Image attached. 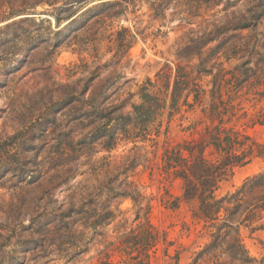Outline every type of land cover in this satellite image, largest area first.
Listing matches in <instances>:
<instances>
[{"label": "rangeland", "instance_id": "374dc122", "mask_svg": "<svg viewBox=\"0 0 264 264\" xmlns=\"http://www.w3.org/2000/svg\"><path fill=\"white\" fill-rule=\"evenodd\" d=\"M113 2L119 3L108 5ZM258 16L256 32L233 29ZM262 33L264 0H0V264H135L132 250L142 249V243L124 240L145 230L146 222L158 234L156 245L147 250L150 264H191L209 236L193 217L195 204L182 198L180 181L161 170L162 154L197 138L211 124L204 110L212 75L219 67L228 70L242 62L240 55L232 57L231 43L256 42L248 63H264ZM201 60L212 69L200 76L202 103L187 107L182 97L179 110L168 115L166 108L157 131L136 147L125 140L110 150L95 144L71 161L69 173L57 175L51 169L29 182L25 171L46 169L52 155V149L45 152L52 138H39L37 125L50 104L56 105L48 112L56 123L81 116L90 105L114 109L115 115L127 113L140 101L139 90L147 80L169 75L172 83L177 66L193 70L194 76ZM253 83L250 78L242 86L234 101L240 110L227 126L264 143V124L253 122L264 111V97L258 94L262 87H251ZM82 118L85 126L72 128L75 139L102 121ZM26 129L32 130V147L21 143L16 154L8 138ZM127 159L134 167L124 173ZM263 170L264 158L254 157L235 167L218 193L235 191ZM125 189L137 192L138 201L121 195ZM110 193L115 197L110 199ZM95 194L100 197L86 207H110L113 219L96 230L84 229L80 222L73 232L59 228L54 212ZM261 215L252 226L240 227L252 264H264V210ZM65 232L72 236L63 238ZM85 237L84 252L76 253ZM219 260L236 264L226 255Z\"/></svg>", "mask_w": 264, "mask_h": 264}, {"label": "trees", "instance_id": "16d2710c", "mask_svg": "<svg viewBox=\"0 0 264 264\" xmlns=\"http://www.w3.org/2000/svg\"><path fill=\"white\" fill-rule=\"evenodd\" d=\"M114 3L119 2L108 3V5H114ZM155 10L158 11L156 8ZM260 19L261 16L249 18L233 29L243 30L251 27V31L256 32ZM220 30L221 28H218L216 33ZM230 46L233 52L232 57L240 55L242 62L228 70L219 67L212 75L208 105L204 110L211 124H208L197 138L184 140L168 147L162 154L161 170L167 177L172 176L173 179L180 181L182 198L195 204L193 217L202 222V227L209 236L208 242L196 253L191 264H221L219 260L221 255H226L236 264H252L253 258L250 257L240 238V227H249L258 222L264 210V170L249 178L235 191L223 195L218 193L222 183L232 174L235 167L247 164L254 157L264 158L263 142L234 126H227V122L237 114L236 111L240 110L238 108L240 103L235 104L234 101L238 98V93L246 81L254 78L251 87H262L258 94L260 98L264 97V63L253 65L248 63L253 58L252 54L255 53L253 51L256 48V42L254 44L250 40H244V42L231 43ZM218 48L220 44L213 49ZM256 53L263 55L258 51ZM192 71L183 66H177L172 83L169 81V75H158L155 82L147 80L139 90L140 101L132 103L131 110L127 113L115 115L114 109L107 110L90 105L81 116L71 121L67 118L56 123L55 115L50 116L48 113L56 105L50 104L49 108L38 116L37 125L40 126L38 129L41 131L39 138H52V143L45 150L48 153L52 149V155H48L46 169L25 171V175L29 176V182L39 181L41 175L51 169H54L57 175L69 173L71 161L85 154L86 150H90L95 144L110 150L118 140H125L133 142V147H136L138 140L144 141L153 131H157L161 124L160 117L166 108L169 109L168 115L179 110L182 97V105L187 107L202 103L205 91L199 83L200 76L211 73L212 69H207L201 60L195 68L196 75L193 76ZM226 75L229 77L226 78ZM156 86H158L156 90L151 89ZM190 95L192 100L188 101ZM224 95L227 98H224ZM242 115L245 116L246 112ZM226 116L228 118L225 120ZM82 117L89 118L90 122L95 117L102 121L100 125L75 139L72 128L78 124L85 126L82 123ZM253 122L264 124V111H259ZM8 139L11 140L10 145L13 146L15 153L18 154L22 149L21 143H27L29 147H32L34 136L31 129H26ZM18 166L15 163L17 171L20 169ZM133 167L134 161L127 159L122 163V172L131 171ZM70 176L68 175V178ZM64 180L60 181L61 184ZM121 195H128L135 202L138 201L137 192L131 193L125 189ZM99 197L100 194H95V198L83 204L73 207L71 203L66 208L54 212L53 216L57 219L59 228H63L66 232H73V226L80 222L84 229L96 230L113 219L115 214L110 207L92 210L86 207L88 206L86 203H92ZM108 197L111 199L115 195L110 193ZM144 226L145 230L128 235L124 240L125 242L133 240L135 244L138 241L142 243V249L134 247L132 250L136 252V255L131 257L135 260V264H150V255L147 250L154 247L158 240V234L153 231L152 226L148 222ZM66 232L62 233L63 238ZM78 234V242H81L79 240L83 232ZM66 235L68 238L72 236ZM87 240L88 238L85 237L81 245H77L76 253L84 252L83 245L87 243ZM103 264L111 263L105 261Z\"/></svg>", "mask_w": 264, "mask_h": 264}]
</instances>
